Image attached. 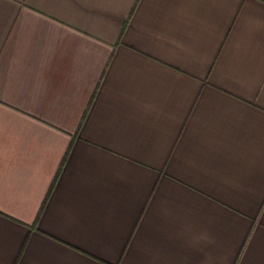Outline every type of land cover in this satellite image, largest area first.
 Wrapping results in <instances>:
<instances>
[{"label":"crops","instance_id":"0c3cea01","mask_svg":"<svg viewBox=\"0 0 264 264\" xmlns=\"http://www.w3.org/2000/svg\"><path fill=\"white\" fill-rule=\"evenodd\" d=\"M0 264H264V0H0Z\"/></svg>","mask_w":264,"mask_h":264}]
</instances>
